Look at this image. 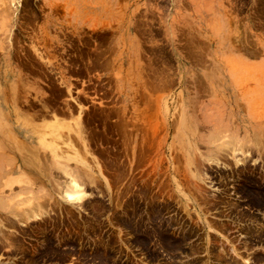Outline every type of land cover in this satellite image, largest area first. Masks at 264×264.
I'll list each match as a JSON object with an SVG mask.
<instances>
[{"label":"rangeland","instance_id":"1","mask_svg":"<svg viewBox=\"0 0 264 264\" xmlns=\"http://www.w3.org/2000/svg\"><path fill=\"white\" fill-rule=\"evenodd\" d=\"M0 78V264H264V0H0Z\"/></svg>","mask_w":264,"mask_h":264},{"label":"bare ground","instance_id":"2","mask_svg":"<svg viewBox=\"0 0 264 264\" xmlns=\"http://www.w3.org/2000/svg\"><path fill=\"white\" fill-rule=\"evenodd\" d=\"M21 134L23 133V134H25V132H24V130L23 131H19ZM26 135L29 137V138H31V141L32 142H29V143H24V146L21 144L20 146H23L24 148H26L27 149V146L28 147H30L31 149H32V151L33 152H31L30 154H29V156H28V154H25L23 157H26V158H28L29 159V157L30 156H35V155H37V154H39V151H40V147H43V146H38L37 144L38 143H40V140L39 139H37V138H34V137H30L29 136V133H27L26 132ZM33 141H36L37 143L36 144H34V142ZM42 145V144H41ZM45 148V147H44ZM232 148V147H231ZM226 149V148H225ZM244 150H245V148H244ZM237 151V150H236ZM235 154V153H234ZM52 156V154H50L49 155V157H51ZM32 157H31V159H32ZM42 157V156H41ZM43 158V157H42ZM47 159H48V156H47ZM42 160V159H41ZM28 161V160H27ZM239 161V160H238ZM43 162H44V160H43ZM31 163V162H30ZM34 163V162H33ZM47 162H45V164L44 165H47L46 164ZM58 167H60V165L58 166ZM44 168V167H43ZM62 168V167H61ZM133 168V167H132ZM32 169V168H31ZM45 169H47V166H45ZM64 169V168H63ZM43 170V169H42ZM49 170V169H48ZM65 171H66V174L69 176L68 178H67V180H66V188H64V190H66V192H65V197H63L71 206H74V207H77V208H81L83 205H84V203H85V201L86 200H83V199H85V197L87 196V194H86V191H85V187L83 188V186L82 185H80V180L79 179H77V175H74L72 172H71V170H70V168L68 167V168H65L64 169ZM45 171V170H44ZM57 171V170H56ZM59 171V170H58ZM37 172V171H36ZM35 172V173H36ZM53 173V172H52ZM37 174V173H36ZM35 174V175H36ZM41 174V173H40ZM39 175V174H38ZM252 175V174H251ZM244 176H247V175H244ZM250 176V175H249ZM67 176H65V178H66ZM80 177V176H79ZM34 179H36V178H34ZM47 179V178H46ZM58 179V178H57ZM118 180V179H117ZM36 181V180H35ZM38 182V181H37ZM81 184H82V182H81ZM247 184V183H246ZM64 187V186H63ZM48 189V188H47ZM63 190V189H62ZM238 190V189H237ZM242 191V190H241ZM258 191V190H257ZM243 192V191H242ZM63 193V192H62ZM132 193V192H131ZM64 194V193H63ZM43 196H46V194L45 195H43ZM255 196V195H254ZM88 197V196H87ZM46 198V197H45ZM158 198V197H157ZM41 199V195L39 196V195H37L35 198L32 196V197H30L29 196V198H28V200H27V209H28V211H30V212H26V216L28 217V219L30 218L31 219V217H33V216H35L36 214H38V215H41V214H44V213H41V212H39V211H37V209H38V207L40 206V203H42V202H44V200L45 199H42V200H40ZM145 200V199H144ZM41 201V202H40ZM57 203V202H56ZM53 204V203H52ZM55 204V203H54ZM86 204V203H85ZM121 204V203H120ZM231 204V203H230ZM57 205H58V203H57ZM118 205V204H117ZM59 206V205H58ZM152 206V205H151ZM42 208L44 207L43 205L41 206ZM47 207L48 206H46V207H44V208H46L45 210H47V213H48V209H47ZM94 207V206H93ZM83 208V207H82ZM161 208V207H160ZM16 209V208H15ZM59 209V208H58ZM133 210H134V208H132ZM151 209V208H150ZM107 210V209H106ZM123 210V209H122ZM132 210V211H133ZM142 210V209H141ZM44 211V210H43ZM61 211V210H60ZM103 211H105V210H103ZM69 212V211H68ZM136 212V211H135ZM142 212V211H141ZM159 212V211H158ZM157 212V214H159ZM186 212V211H185ZM162 213V212H161ZM165 213V212H164ZM163 213V214H164ZM187 213V212H186ZM37 215V216H38ZM67 215V214H66ZM69 215V214H68ZM144 215V214H143ZM241 215V214H240ZM249 215V214H248ZM23 217H24V215H22ZM122 216V215H121ZM245 216V215H244ZM22 217V218H23ZM39 217V216H38ZM61 217V216H60ZM78 217V216H77ZM129 217V216H128ZM40 218V217H39ZM135 218V217H134ZM133 218V219H134ZM138 218V217H137ZM136 218V219H137ZM250 218V217H249ZM19 219H21L20 217H19ZM27 219V220H28ZM121 219V218H120ZM135 219V220H136ZM168 219V218H167ZM112 220V223H113V219H111ZM249 220V219H248ZM82 221V220H81ZM118 221V220H117ZM132 221H134V220H132ZM178 221V220H177ZM24 222V221H23ZM135 222V221H134ZM133 222V223H134ZM165 222V221H164ZM84 223V222H83ZM115 223V222H114ZM133 223H131V224H133ZM117 224H118V222H117ZM166 224V223H165ZM169 224V223H168ZM136 225V224H135ZM138 225H139V223H138ZM171 225V224H170ZM169 225V226H170ZM188 225V224H187ZM215 225V224H214ZM81 226V225H80ZM174 226V225H173ZM181 226V225H180ZM263 226V225H262ZM8 227V226H7ZM83 227V226H82ZM187 227V226H186ZM185 227V229H187ZM10 228V227H9ZM183 228V227H182ZM253 228V227H252ZM255 228V227H254ZM259 228H261V227H259ZM139 229V228H138ZM249 229V228H248ZM52 230V229H51ZM167 230V229H166ZM192 230V229H191ZM250 230V229H249ZM257 230V229H256ZM260 230V229H259ZM187 231V230H186ZM244 231V230H243ZM246 231H247V229H246ZM80 232V231H79ZM56 233V232H55ZM170 233H172V232H170ZM257 233H258V231H257ZM28 234V233H27ZM77 234V233H76ZM84 234V233H83ZM247 234H248V232H247ZM75 235V234H74ZM184 235V234H183ZM76 236V235H75ZM180 236V235H179ZM197 236H198V234H197ZM138 237V236H137ZM202 237V236H201ZM7 238H8V236H7ZM57 238V237H56ZM79 238V237H78ZM197 238V237H196ZM253 238V237H252ZM261 238H263V237H261ZM260 238V239H261ZM107 239V238H106ZM74 240H76V239H74ZM79 240V239H78ZM108 240V239H107ZM106 240V241H107ZM189 240V239H188ZM259 240V239H258ZM154 241V240H153ZM197 241V240H196ZM117 242V241H116ZM129 242V241H128ZM188 242V241H187ZM186 242V243H187ZM200 242V241H199ZM100 243V242H99ZM107 243V242H106ZM150 243H151V241H150ZM159 243V242H158ZM193 243V242H192ZM202 243H205V242H203L202 241ZM253 243V242H252ZM257 243V242H256ZM260 243V242H259ZM196 244H198V243H196ZM105 245V244H104ZM103 245V246H104ZM161 245V244H160ZM178 245V244H177ZM16 246V245H15ZM24 246V245H23ZM100 246H101V244H100ZM114 246V245H113ZM145 246V245H144ZM158 246V245H157ZM187 246V245H186ZM13 247V246H12ZM21 247V246H20ZM58 247V246H57ZM81 247V246H80ZM80 247H78V248H80ZM83 247V246H82ZM81 247V248H82ZM188 247V246H187ZM191 247V245L189 246V248ZM193 247V246H192ZM198 248V247H197ZM211 249L213 248V247H210ZM218 248V247H217ZM235 248V247H234ZM233 248V251H235V249ZM86 249V248H85ZM103 249V248H102ZM117 249V248H116ZM194 249H195V247H194ZM200 249V248H199ZM209 249V248H208ZM238 249V248H237ZM109 250V249H108ZM146 250V249H145ZM159 250V249H158ZM162 250V249H161ZM197 250V249H196ZM200 250H202V249H200ZM210 250V249H209ZM86 251V250H85ZM113 251V250H112ZM116 251V250H115ZM169 251V250H168ZM179 251V250H178ZM203 251V250H202ZM211 252H212V250H210ZM88 252V251H87ZM171 252V251H170ZM177 252V251H176ZM214 252V251H213ZM216 252V251H215ZM215 252H214V254H215ZM240 252V251H239ZM115 253H117V252H115ZM164 253V252H163ZM172 253V252H171ZM179 253V252H178ZM182 253V252H181ZM202 253V252H201ZM208 253V252H207ZM226 253H227V250H226ZM237 255H238V253L237 252H235ZM241 253V252H240ZM103 254V253H102ZM153 254V253H152ZM170 254V253H169ZM175 254V253H174ZM173 254V255H174ZM191 254V253H190ZM193 254V253H192ZM217 255H218V257H219V255L220 254H218V250H217V253H216ZM90 255V254H89ZM96 255V254H95ZM211 255V254H210ZM231 255V254H230ZM249 255V254H248ZM163 256V255H162ZM180 256V255H179ZM178 256V257H179ZM201 256V255H200ZM222 256V255H221ZM226 256V255H225ZM95 257V256H94ZM97 257V256H96ZM95 257V258H96ZM165 257H167V256H165ZM169 257V256H168ZM205 257V256H204ZM210 257H212V256H210ZM232 256H230V258H231ZM111 258H114V257H111ZM192 258V257H191ZM216 258V257H215ZM227 258V257H226ZM233 258H235V257H233ZM251 258V257H250ZM250 258H248V259H246V262H250V263H248V264H251L253 261H251L250 260ZM25 259H27V258H25ZM158 259V258H157ZM175 259V258H174ZM212 259V258H211ZM217 259V258H216ZM221 259V258H220ZM252 259V258H251ZM112 260V259H111ZM173 260V259H172ZM176 260V259H175ZM181 260V259H180ZM213 260V259H212ZM222 260V259H221ZM231 260V259H230ZM24 261H26V260H24ZM95 261H97V260H95ZM116 261V260H115ZM162 261V260H161ZM202 261H204V260H202ZM49 262V261H48ZM120 262V261H119ZM178 262V261H177ZM176 262V263H177ZM195 262V261H194ZM206 262H208V261H206ZM227 262H229V261H227ZM226 262V263H227ZM120 263H122V262H120ZM184 263V262H183ZM148 264V263H147ZM186 264V263H185ZM187 264H188V262H187ZM193 264H195V263H193ZM213 264V263H212ZM216 264V263H215ZM228 264H232V263H228ZM233 264H235V263H233Z\"/></svg>","mask_w":264,"mask_h":264},{"label":"crops","instance_id":"3","mask_svg":"<svg viewBox=\"0 0 264 264\" xmlns=\"http://www.w3.org/2000/svg\"><path fill=\"white\" fill-rule=\"evenodd\" d=\"M99 1L100 0H79L80 9L85 8V7L86 8H92L93 6H96ZM106 1L108 3L110 0H105V2ZM0 85H3V82L1 81V78H0Z\"/></svg>","mask_w":264,"mask_h":264}]
</instances>
